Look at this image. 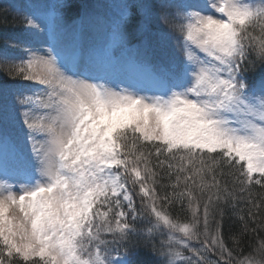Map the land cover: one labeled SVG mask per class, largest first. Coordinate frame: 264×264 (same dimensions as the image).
Masks as SVG:
<instances>
[{"label": "snow or ice", "instance_id": "6c2138e0", "mask_svg": "<svg viewBox=\"0 0 264 264\" xmlns=\"http://www.w3.org/2000/svg\"><path fill=\"white\" fill-rule=\"evenodd\" d=\"M9 8L0 264H264V0Z\"/></svg>", "mask_w": 264, "mask_h": 264}, {"label": "trees", "instance_id": "16d2710c", "mask_svg": "<svg viewBox=\"0 0 264 264\" xmlns=\"http://www.w3.org/2000/svg\"><path fill=\"white\" fill-rule=\"evenodd\" d=\"M24 2V0H0V46L4 43V36H11L14 33L18 32V28H13V24H20V17L15 16L13 11L9 8L10 4H19ZM7 20V26H5L4 20ZM239 227L238 217L233 215L231 212H226L224 218V231L226 235L228 234L230 228L235 230ZM264 236V233H261ZM254 240V238H253ZM248 249H245L247 252Z\"/></svg>", "mask_w": 264, "mask_h": 264}, {"label": "rangeland", "instance_id": "374dc122", "mask_svg": "<svg viewBox=\"0 0 264 264\" xmlns=\"http://www.w3.org/2000/svg\"><path fill=\"white\" fill-rule=\"evenodd\" d=\"M13 14H14L15 16H18V17H19V15H18L16 12H14V11H13Z\"/></svg>", "mask_w": 264, "mask_h": 264}]
</instances>
